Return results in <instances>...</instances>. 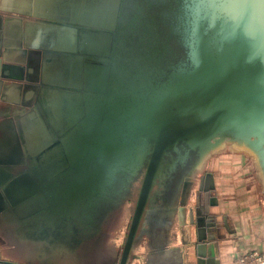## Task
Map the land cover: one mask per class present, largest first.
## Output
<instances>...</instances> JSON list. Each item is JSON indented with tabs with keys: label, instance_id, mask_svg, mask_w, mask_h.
<instances>
[{
	"label": "water",
	"instance_id": "95a60500",
	"mask_svg": "<svg viewBox=\"0 0 264 264\" xmlns=\"http://www.w3.org/2000/svg\"><path fill=\"white\" fill-rule=\"evenodd\" d=\"M133 1L129 43L123 0H45L14 45L0 14V106L35 119L0 153V264L162 261L177 234L204 264L209 162L245 154L264 195V0Z\"/></svg>",
	"mask_w": 264,
	"mask_h": 264
},
{
	"label": "crops",
	"instance_id": "0c3cea01",
	"mask_svg": "<svg viewBox=\"0 0 264 264\" xmlns=\"http://www.w3.org/2000/svg\"><path fill=\"white\" fill-rule=\"evenodd\" d=\"M44 4L45 0H0V14L6 15L10 44L14 45L26 25L34 23L38 14L43 13ZM11 50L15 57H20V50L12 45ZM14 92L18 101L23 98V91ZM12 95L13 92L11 101L16 102ZM10 106L19 107L15 104ZM22 120L35 121L32 116L28 119L27 113L16 115L8 110L6 104L0 106V153L10 149L8 146L17 137ZM207 171L212 175L214 186L211 195L217 201V206L211 210L216 214L219 238L213 243L212 254L204 259V264H237L243 255L254 252L264 258V195L250 158L245 154L226 152L214 157ZM125 236L119 233V248H122ZM185 240L177 234V240L168 248L173 254L172 259L155 261L145 258L143 252L134 251V254H142L143 260L133 264H197L194 256H187L189 245Z\"/></svg>",
	"mask_w": 264,
	"mask_h": 264
},
{
	"label": "flooded vegetation",
	"instance_id": "af4514ba",
	"mask_svg": "<svg viewBox=\"0 0 264 264\" xmlns=\"http://www.w3.org/2000/svg\"><path fill=\"white\" fill-rule=\"evenodd\" d=\"M123 3L124 5L122 4L121 6V10H120V13L118 15V18H117V27H116V33L115 35L121 31L122 34H123V37H124V40L126 43H129L130 41L129 40H133L136 36V39H140L142 37V32L140 30H138L137 28V31L136 30H133V31H130L128 29V21L129 19H131L135 13V8H134V1L133 0H123ZM140 8H144V5L140 6ZM145 9V8H144ZM148 12H150V10H147ZM136 26V25H135ZM135 39V40H136ZM136 40V42H137ZM112 44L115 45L116 43V39L115 37H113V39L111 40ZM132 43H130L131 45ZM131 54L129 55H133L135 56V58L139 57L140 55L137 53V50H134V51H131L130 52ZM120 57L123 58V55L120 54ZM100 61V60H99ZM111 74L114 76H118V73L114 72V70L111 72ZM90 99H92V101L89 103V106L91 109H95L97 108V104L96 102L98 100H100V94L99 93H92L90 95ZM96 114V113H95ZM94 118L96 117V115L93 116Z\"/></svg>",
	"mask_w": 264,
	"mask_h": 264
},
{
	"label": "built area",
	"instance_id": "2783aa9c",
	"mask_svg": "<svg viewBox=\"0 0 264 264\" xmlns=\"http://www.w3.org/2000/svg\"><path fill=\"white\" fill-rule=\"evenodd\" d=\"M237 264H264V258L256 252L248 253L239 258Z\"/></svg>",
	"mask_w": 264,
	"mask_h": 264
},
{
	"label": "rangeland",
	"instance_id": "374dc122",
	"mask_svg": "<svg viewBox=\"0 0 264 264\" xmlns=\"http://www.w3.org/2000/svg\"><path fill=\"white\" fill-rule=\"evenodd\" d=\"M105 240V239H104Z\"/></svg>",
	"mask_w": 264,
	"mask_h": 264
}]
</instances>
